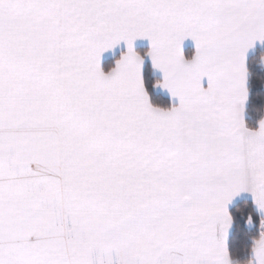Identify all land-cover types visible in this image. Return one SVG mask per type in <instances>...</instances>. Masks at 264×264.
I'll return each mask as SVG.
<instances>
[{"label": "snow or ice", "instance_id": "1", "mask_svg": "<svg viewBox=\"0 0 264 264\" xmlns=\"http://www.w3.org/2000/svg\"><path fill=\"white\" fill-rule=\"evenodd\" d=\"M0 264H264V0H0Z\"/></svg>", "mask_w": 264, "mask_h": 264}]
</instances>
